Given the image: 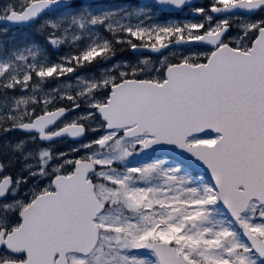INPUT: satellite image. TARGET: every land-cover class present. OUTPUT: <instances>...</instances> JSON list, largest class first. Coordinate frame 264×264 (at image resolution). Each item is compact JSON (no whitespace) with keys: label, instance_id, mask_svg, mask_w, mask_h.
Listing matches in <instances>:
<instances>
[{"label":"snow or ice","instance_id":"snow-or-ice-1","mask_svg":"<svg viewBox=\"0 0 264 264\" xmlns=\"http://www.w3.org/2000/svg\"><path fill=\"white\" fill-rule=\"evenodd\" d=\"M0 25V264H264V0Z\"/></svg>","mask_w":264,"mask_h":264},{"label":"rangeland","instance_id":"rangeland-1","mask_svg":"<svg viewBox=\"0 0 264 264\" xmlns=\"http://www.w3.org/2000/svg\"><path fill=\"white\" fill-rule=\"evenodd\" d=\"M103 2H105V3H120V2H122V0H104ZM138 4H140V3H138Z\"/></svg>","mask_w":264,"mask_h":264},{"label":"water","instance_id":"water-1","mask_svg":"<svg viewBox=\"0 0 264 264\" xmlns=\"http://www.w3.org/2000/svg\"><path fill=\"white\" fill-rule=\"evenodd\" d=\"M148 3H152V0H146Z\"/></svg>","mask_w":264,"mask_h":264},{"label":"flooded vegetation","instance_id":"flooded-vegetation-1","mask_svg":"<svg viewBox=\"0 0 264 264\" xmlns=\"http://www.w3.org/2000/svg\"><path fill=\"white\" fill-rule=\"evenodd\" d=\"M205 2V0H203V3Z\"/></svg>","mask_w":264,"mask_h":264}]
</instances>
